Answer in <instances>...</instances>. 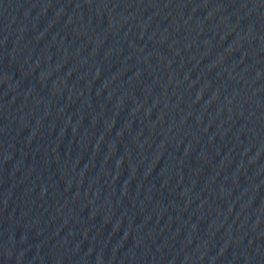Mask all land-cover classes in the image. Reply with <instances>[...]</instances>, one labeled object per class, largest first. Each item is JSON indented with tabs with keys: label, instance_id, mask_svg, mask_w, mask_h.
<instances>
[{
	"label": "water",
	"instance_id": "95a60500",
	"mask_svg": "<svg viewBox=\"0 0 264 264\" xmlns=\"http://www.w3.org/2000/svg\"><path fill=\"white\" fill-rule=\"evenodd\" d=\"M0 264H264V0H0Z\"/></svg>",
	"mask_w": 264,
	"mask_h": 264
}]
</instances>
